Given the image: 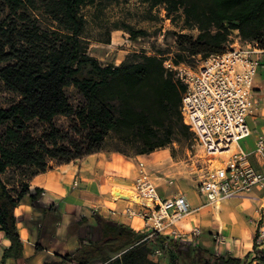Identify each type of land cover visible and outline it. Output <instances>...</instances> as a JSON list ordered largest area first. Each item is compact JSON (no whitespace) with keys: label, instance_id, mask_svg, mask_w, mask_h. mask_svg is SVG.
<instances>
[{"label":"trees","instance_id":"obj_1","mask_svg":"<svg viewBox=\"0 0 264 264\" xmlns=\"http://www.w3.org/2000/svg\"><path fill=\"white\" fill-rule=\"evenodd\" d=\"M2 1L13 15L25 4V0ZM101 1L108 0H55L49 15L57 30L49 34L22 25L28 19L25 13L15 22L0 24V64L7 63L0 69V80L20 98L0 110V128L8 124L0 138V231L10 242L2 263L8 258H22L14 209L28 192L22 187L16 197L11 194L1 179L8 168H28L31 175L42 173L47 167L45 157L62 164L98 153L110 134L122 144L135 146L137 155H148L188 131L179 112L184 87L165 71L163 57L134 54L131 60L102 67L85 54L80 42L84 25L80 10ZM141 2L150 8L163 6L166 19L182 17L183 27L197 31L195 37L175 33V64L221 53L234 30L243 41H255L264 49V0ZM122 29L132 39L144 34L128 26ZM68 87L81 95L84 104L79 109L69 104L65 94ZM55 117H72L85 130L81 151L80 143L75 142L70 147H57ZM33 120L49 127L46 144L26 130V124ZM96 223V241L81 244L60 264H158L147 258L155 250L168 255V264H241L239 259L219 256L191 243L150 237L100 217ZM259 261L264 263V253Z\"/></svg>","mask_w":264,"mask_h":264},{"label":"crops","instance_id":"obj_2","mask_svg":"<svg viewBox=\"0 0 264 264\" xmlns=\"http://www.w3.org/2000/svg\"><path fill=\"white\" fill-rule=\"evenodd\" d=\"M258 75L259 72L253 84L254 96L261 94L256 93L261 88ZM254 142L253 139L240 147L250 152ZM166 156L163 151H155L130 157L104 145L100 152L81 159L62 164L49 162L42 173L31 175L8 168L1 179L11 194L16 197L22 187H26L28 192L14 209L22 258H8L2 263L3 253L10 242L0 231V264H60L62 258L74 254L81 244L89 245L96 241V217L137 230L141 223L121 214L125 207L132 204L131 196L114 197L113 191L131 194L137 162L141 158L152 157L156 160V168L161 170V160ZM250 163L255 169L260 168L259 161L253 156ZM180 182V185H175L174 193L185 197L191 211L176 227L183 232L194 227L201 229V235L191 243L193 247L239 259L241 264H264L259 261L264 249L255 248L253 243L258 222L261 220L264 226L262 190L255 189V200L227 198L202 205L195 187L198 183L189 180ZM162 185L160 191L155 184L158 194L163 198L169 197L164 194ZM95 207L99 211L95 212ZM111 211L114 215L110 214ZM167 256L161 252L159 257L152 254L147 258L154 263L168 264Z\"/></svg>","mask_w":264,"mask_h":264},{"label":"built area","instance_id":"obj_3","mask_svg":"<svg viewBox=\"0 0 264 264\" xmlns=\"http://www.w3.org/2000/svg\"><path fill=\"white\" fill-rule=\"evenodd\" d=\"M192 59L195 65L175 64L168 57L163 66L184 87L179 106L182 123L209 159L208 171L196 186L197 194L202 205L227 198L255 200V189L264 192V133L257 134L250 152L238 143L251 134L247 119L257 109L253 84L263 67L264 49L255 41H243L234 30L221 53ZM251 156L259 161V169L251 165ZM131 202L121 214L141 223L137 232L182 243H192L201 235L198 227L188 232L177 229L176 224L190 214L188 202L183 195L161 197L141 162L132 183ZM253 243L255 248L264 249L261 220ZM154 254L159 257L161 251L155 250Z\"/></svg>","mask_w":264,"mask_h":264},{"label":"rangeland","instance_id":"obj_4","mask_svg":"<svg viewBox=\"0 0 264 264\" xmlns=\"http://www.w3.org/2000/svg\"><path fill=\"white\" fill-rule=\"evenodd\" d=\"M54 1L25 0L24 6L20 8L16 15H13L5 2L0 0V24L15 22L18 15L25 13L28 19L27 22H22V25L34 26L40 32L49 34L57 30L56 24L49 15V9ZM80 14L84 21L80 35L83 51L102 67L106 65L116 66L125 60H131L132 55H140L144 52L148 53V56L163 57V60L166 61L168 57L173 58L177 53L175 33H186L194 37L197 34L196 30L183 27L182 17L175 16L172 20L166 19L163 6L150 8L141 0L95 2L93 5L81 8ZM123 26L131 27L134 31H141L144 34L137 37L139 38V41H137L122 29ZM232 40H229V43ZM187 64L195 65V59L189 58ZM6 65L7 63L0 64V69ZM258 76L261 88L256 93L261 94L254 96L257 109L252 117L247 119V126L251 134L238 143L240 146H245L246 143L255 140L258 133H264V66L259 70ZM65 94L69 104L74 109L83 106V99L76 89L68 87L65 89ZM19 99L18 95L9 91L0 80V110L8 109L11 105L17 103ZM7 125L5 123L1 126L0 138ZM53 125L59 136L57 147H70L71 143L75 142L80 143V151L83 149L85 130L78 126L72 117H55ZM26 130L36 141L42 144L49 141L50 129L44 123L33 120L26 124ZM104 145L107 148L121 151L125 156L133 157L137 155L135 146L122 144L113 134L106 138ZM48 147L50 148V146ZM155 151H163L167 155L166 159L161 160V170L156 168L154 165L156 160L152 157L141 158L139 162L143 163L147 175L154 181L160 191V185L163 184L162 188H164L165 195L174 196L175 185H180V181L189 180L199 183L210 166L209 159L197 146L188 131L185 134H177L170 145ZM44 159L46 163L57 162L48 157ZM13 169L18 170V173H30L28 168ZM113 195L114 197L131 196L129 193L124 194L117 190L113 191ZM184 250L185 248H183Z\"/></svg>","mask_w":264,"mask_h":264},{"label":"bare ground","instance_id":"obj_5","mask_svg":"<svg viewBox=\"0 0 264 264\" xmlns=\"http://www.w3.org/2000/svg\"><path fill=\"white\" fill-rule=\"evenodd\" d=\"M222 157H226V155L222 156Z\"/></svg>","mask_w":264,"mask_h":264}]
</instances>
